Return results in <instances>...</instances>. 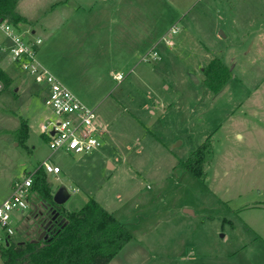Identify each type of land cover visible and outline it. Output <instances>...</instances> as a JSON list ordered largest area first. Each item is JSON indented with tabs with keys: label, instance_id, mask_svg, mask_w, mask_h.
Wrapping results in <instances>:
<instances>
[{
	"label": "rangeland",
	"instance_id": "1",
	"mask_svg": "<svg viewBox=\"0 0 264 264\" xmlns=\"http://www.w3.org/2000/svg\"><path fill=\"white\" fill-rule=\"evenodd\" d=\"M18 9L28 19L17 27L37 29L46 55H62L76 95L107 126L88 153L52 151L41 90L25 109L0 79V202L46 160L60 168L46 174L50 190L70 194L64 211L94 198L131 233L107 264H264V0H21ZM213 57L231 72L217 93L200 70ZM207 137L200 180L181 162ZM28 205L14 213V240L42 235L34 213L46 208L35 192Z\"/></svg>",
	"mask_w": 264,
	"mask_h": 264
},
{
	"label": "trees",
	"instance_id": "2",
	"mask_svg": "<svg viewBox=\"0 0 264 264\" xmlns=\"http://www.w3.org/2000/svg\"><path fill=\"white\" fill-rule=\"evenodd\" d=\"M19 1L0 0V22L16 26L26 22L15 9ZM200 70L204 74L205 86L213 93L219 92L231 75L229 67L217 57L210 59ZM0 79L5 84L10 82L3 70H0ZM21 129V140H26V121H22ZM211 141L207 137L181 162L185 171L200 180L206 177L203 162ZM31 188L46 208L47 215L42 211L34 213L39 216L42 235L23 240L6 237V241L0 244L2 264H107L131 240L132 235L125 225L94 198H89L78 210L64 211L54 202L41 166L34 169Z\"/></svg>",
	"mask_w": 264,
	"mask_h": 264
},
{
	"label": "built area",
	"instance_id": "3",
	"mask_svg": "<svg viewBox=\"0 0 264 264\" xmlns=\"http://www.w3.org/2000/svg\"><path fill=\"white\" fill-rule=\"evenodd\" d=\"M0 30L8 41L1 49L31 76L36 86L45 90L42 101L50 109L52 116L46 117L45 122L41 123L40 131L48 138V147L52 151L62 150L72 154L88 153L99 147L104 128L96 119L94 109L82 102L38 61L37 51L41 38H28L27 31H21L16 25L5 21L0 22ZM151 56L159 58L156 51ZM115 78L121 79L122 75L117 73ZM41 167L46 174L60 171L59 166L46 160L41 163ZM33 173L34 170L29 171L15 181L8 195L0 202V244L6 241V237L14 234V213H24L29 207V197L33 192Z\"/></svg>",
	"mask_w": 264,
	"mask_h": 264
},
{
	"label": "crops",
	"instance_id": "4",
	"mask_svg": "<svg viewBox=\"0 0 264 264\" xmlns=\"http://www.w3.org/2000/svg\"><path fill=\"white\" fill-rule=\"evenodd\" d=\"M15 9L20 15L24 16L25 18H27L24 14L19 12L18 4H17ZM52 24L54 26V29L58 27L57 25L54 24V22H52ZM26 36L28 38H32V37H35V36L41 37L39 35V31L37 29H30L29 33H27ZM7 43H8V41L5 38L4 41L2 43H0V49L2 47H4L5 44H7ZM42 43H43V39L41 41V44L38 46V49L41 47L39 49V54H40L41 58L38 56V51H37L38 61L41 64H43L44 66H46L58 78V80H60V81L62 80L61 82L68 87L66 82L67 83L70 82L68 80H71V78L73 77V73L69 74L68 72H65L67 67L62 66V63H61L62 55L60 53L55 52V50H53V52L51 53V56L50 57L47 56L46 55L47 50L44 47L41 46ZM54 49H55V47H54ZM45 57L49 58V60H46ZM0 69L3 70L8 75V77H10V82L13 85V87H14V89L16 91V94L18 96H23L24 97V102H25L24 108L25 109H27L26 105H27V103L29 101H31V97H33L35 95V93L37 94L40 90L41 91L39 93H41V94H39V97H40V99H43V96L45 95L44 88L41 89L40 87L36 86L34 84V82L32 81L31 76L29 74H27L25 71H23L20 68V66H19V64L17 62H14V61L10 60L9 57L6 58V60H3V57L1 56V52H0ZM68 75H69V77H68ZM115 75H114V77H115ZM63 77H68V79H63ZM75 83H76V79L74 78L73 84L71 86L72 89L70 87H68V88L76 95L75 92H77V91H76V88L74 87ZM14 105L17 106L19 104H14ZM102 126L104 128V133H105V130H106L105 126H107V125H105V126L102 125Z\"/></svg>",
	"mask_w": 264,
	"mask_h": 264
},
{
	"label": "water",
	"instance_id": "5",
	"mask_svg": "<svg viewBox=\"0 0 264 264\" xmlns=\"http://www.w3.org/2000/svg\"><path fill=\"white\" fill-rule=\"evenodd\" d=\"M191 78L193 80H195V82L198 81L197 78L195 77V75H193V74L191 75ZM69 196H70V194H69L68 190L65 187L61 186V187L57 188L55 190V192L53 193V200L57 204H63L64 202H66V200L69 198Z\"/></svg>",
	"mask_w": 264,
	"mask_h": 264
},
{
	"label": "flooded vegetation",
	"instance_id": "6",
	"mask_svg": "<svg viewBox=\"0 0 264 264\" xmlns=\"http://www.w3.org/2000/svg\"><path fill=\"white\" fill-rule=\"evenodd\" d=\"M44 214H45V212H44ZM47 215V214H46Z\"/></svg>",
	"mask_w": 264,
	"mask_h": 264
}]
</instances>
